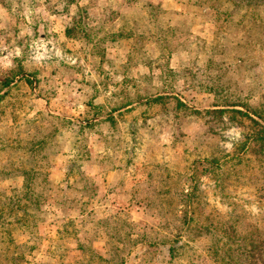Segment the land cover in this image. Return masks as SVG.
<instances>
[{"label": "rangeland", "instance_id": "1", "mask_svg": "<svg viewBox=\"0 0 264 264\" xmlns=\"http://www.w3.org/2000/svg\"><path fill=\"white\" fill-rule=\"evenodd\" d=\"M0 264H264V0H0Z\"/></svg>", "mask_w": 264, "mask_h": 264}]
</instances>
